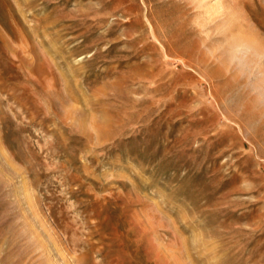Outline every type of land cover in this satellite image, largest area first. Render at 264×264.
I'll list each match as a JSON object with an SVG mask.
<instances>
[{
    "label": "rangeland",
    "instance_id": "374dc122",
    "mask_svg": "<svg viewBox=\"0 0 264 264\" xmlns=\"http://www.w3.org/2000/svg\"><path fill=\"white\" fill-rule=\"evenodd\" d=\"M0 264H264V0H0Z\"/></svg>",
    "mask_w": 264,
    "mask_h": 264
}]
</instances>
